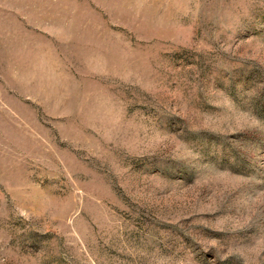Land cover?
Listing matches in <instances>:
<instances>
[{"label": "rangeland", "instance_id": "1", "mask_svg": "<svg viewBox=\"0 0 264 264\" xmlns=\"http://www.w3.org/2000/svg\"><path fill=\"white\" fill-rule=\"evenodd\" d=\"M0 264H264V0H0Z\"/></svg>", "mask_w": 264, "mask_h": 264}]
</instances>
